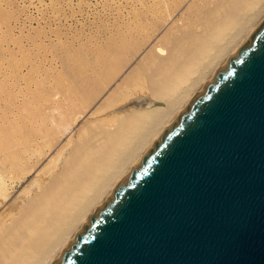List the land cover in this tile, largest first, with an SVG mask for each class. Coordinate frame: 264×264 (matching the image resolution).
Returning <instances> with one entry per match:
<instances>
[{
    "label": "bare ground",
    "instance_id": "obj_1",
    "mask_svg": "<svg viewBox=\"0 0 264 264\" xmlns=\"http://www.w3.org/2000/svg\"><path fill=\"white\" fill-rule=\"evenodd\" d=\"M127 1L102 42L37 85L27 79L32 68L0 57V264H53L264 19V0L213 9L202 0ZM183 8L187 17L175 19ZM139 88L132 106L117 107Z\"/></svg>",
    "mask_w": 264,
    "mask_h": 264
},
{
    "label": "water",
    "instance_id": "obj_2",
    "mask_svg": "<svg viewBox=\"0 0 264 264\" xmlns=\"http://www.w3.org/2000/svg\"><path fill=\"white\" fill-rule=\"evenodd\" d=\"M53 264H264V19Z\"/></svg>",
    "mask_w": 264,
    "mask_h": 264
},
{
    "label": "rangeland",
    "instance_id": "obj_3",
    "mask_svg": "<svg viewBox=\"0 0 264 264\" xmlns=\"http://www.w3.org/2000/svg\"><path fill=\"white\" fill-rule=\"evenodd\" d=\"M111 1L0 0V57L5 59L4 62H7L10 68H32V72L27 75L32 84L37 85L41 79L55 76L66 60L74 59L81 54L87 56L88 50L97 41L99 43L105 39L109 28L123 22L125 17L120 15L123 11L122 4L128 1ZM202 1L213 9L221 0ZM186 13V9L183 8L175 14V19H184L187 17ZM148 87L145 85L142 89L150 94ZM138 90L140 88L131 93L127 92V100L125 102L119 100L121 103L117 104V107H123L125 109L122 111H125L131 104L133 105L140 96L139 92L142 93ZM45 163L46 161L43 164L46 165ZM34 175L36 176V173L28 174L24 179L14 183L7 205L13 204L15 198L30 187Z\"/></svg>",
    "mask_w": 264,
    "mask_h": 264
}]
</instances>
